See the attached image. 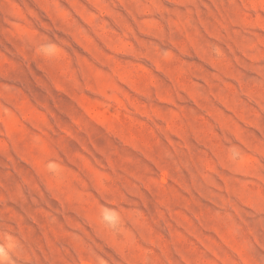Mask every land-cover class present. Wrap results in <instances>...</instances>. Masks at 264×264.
<instances>
[{"label": "rangeland", "instance_id": "rangeland-1", "mask_svg": "<svg viewBox=\"0 0 264 264\" xmlns=\"http://www.w3.org/2000/svg\"><path fill=\"white\" fill-rule=\"evenodd\" d=\"M0 264H264V0H0Z\"/></svg>", "mask_w": 264, "mask_h": 264}, {"label": "clouds", "instance_id": "clouds-1", "mask_svg": "<svg viewBox=\"0 0 264 264\" xmlns=\"http://www.w3.org/2000/svg\"><path fill=\"white\" fill-rule=\"evenodd\" d=\"M105 219L111 221V220L114 219V217H111V216H107V215H106V216H105Z\"/></svg>", "mask_w": 264, "mask_h": 264}]
</instances>
